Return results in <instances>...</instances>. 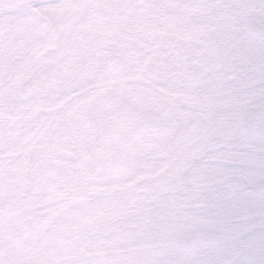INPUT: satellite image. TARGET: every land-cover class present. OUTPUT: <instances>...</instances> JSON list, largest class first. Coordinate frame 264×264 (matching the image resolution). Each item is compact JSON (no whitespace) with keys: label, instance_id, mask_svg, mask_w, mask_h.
I'll return each mask as SVG.
<instances>
[{"label":"snow or ice","instance_id":"obj_1","mask_svg":"<svg viewBox=\"0 0 264 264\" xmlns=\"http://www.w3.org/2000/svg\"><path fill=\"white\" fill-rule=\"evenodd\" d=\"M0 264H264V0H0Z\"/></svg>","mask_w":264,"mask_h":264}]
</instances>
